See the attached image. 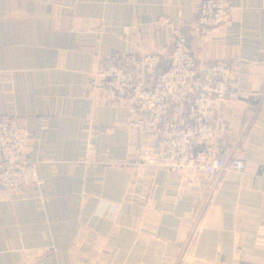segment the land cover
I'll return each mask as SVG.
<instances>
[{"label":"crops","instance_id":"0c3cea01","mask_svg":"<svg viewBox=\"0 0 264 264\" xmlns=\"http://www.w3.org/2000/svg\"><path fill=\"white\" fill-rule=\"evenodd\" d=\"M228 1V24L190 36L201 0H0V116L26 131L39 177L0 188V264H264V0ZM178 17L199 67L240 71L195 153L244 173L154 169L159 134L104 97L102 68L169 67Z\"/></svg>","mask_w":264,"mask_h":264},{"label":"built area","instance_id":"2783aa9c","mask_svg":"<svg viewBox=\"0 0 264 264\" xmlns=\"http://www.w3.org/2000/svg\"><path fill=\"white\" fill-rule=\"evenodd\" d=\"M228 0H201L190 25L191 33H207L230 22ZM173 27L169 67L161 69L162 56L137 57L131 67L109 65L98 71L104 97L110 104L128 102V127L141 135L159 134L148 162L154 169L183 175L194 169L207 175L225 170L244 173L247 164L239 158L210 160L195 153V140L209 141L214 128L207 116L218 106L238 99L239 69L216 62L199 67L182 17ZM149 81L150 85L147 86ZM27 133L19 121L0 116V188L18 194L39 181L35 164L26 153Z\"/></svg>","mask_w":264,"mask_h":264},{"label":"rangeland","instance_id":"374dc122","mask_svg":"<svg viewBox=\"0 0 264 264\" xmlns=\"http://www.w3.org/2000/svg\"><path fill=\"white\" fill-rule=\"evenodd\" d=\"M110 104V103H109Z\"/></svg>","mask_w":264,"mask_h":264}]
</instances>
